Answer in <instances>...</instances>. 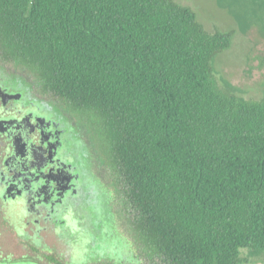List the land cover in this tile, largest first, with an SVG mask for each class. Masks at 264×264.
I'll return each instance as SVG.
<instances>
[{
	"label": "trees",
	"instance_id": "obj_1",
	"mask_svg": "<svg viewBox=\"0 0 264 264\" xmlns=\"http://www.w3.org/2000/svg\"><path fill=\"white\" fill-rule=\"evenodd\" d=\"M233 38L175 0H0V75L20 65L94 121L150 264L264 258V96L213 65Z\"/></svg>",
	"mask_w": 264,
	"mask_h": 264
},
{
	"label": "flooded vegetation",
	"instance_id": "obj_2",
	"mask_svg": "<svg viewBox=\"0 0 264 264\" xmlns=\"http://www.w3.org/2000/svg\"><path fill=\"white\" fill-rule=\"evenodd\" d=\"M6 74L0 75V259L84 264L73 262L78 255L134 263L136 211L125 206L108 162L99 160L92 128L24 71Z\"/></svg>",
	"mask_w": 264,
	"mask_h": 264
},
{
	"label": "rangeland",
	"instance_id": "obj_3",
	"mask_svg": "<svg viewBox=\"0 0 264 264\" xmlns=\"http://www.w3.org/2000/svg\"><path fill=\"white\" fill-rule=\"evenodd\" d=\"M183 6L191 8L199 22L208 31L219 30L234 32L232 46L226 52L216 57L214 61L215 77L221 88L228 90L229 86L236 95L245 99L259 100L264 96V0H175ZM1 61V60H0ZM2 61L0 62V64ZM9 66L21 70L20 65ZM20 67V68H19ZM22 70H26L25 68ZM5 77V73H1ZM0 76V77H1ZM6 76H8L6 74ZM1 77V78H2ZM80 122L87 128H92L95 138L99 137L96 124L88 115H80ZM97 158V157H96ZM103 157L99 154V160ZM99 162V161H98ZM124 228H122L123 230ZM99 249H106L104 246ZM110 245H107V249ZM140 249V247H139ZM63 251L67 247H63ZM96 254V249L91 255ZM140 257V251L139 255ZM73 259L74 263L84 264H150L146 259ZM82 257V256H81ZM86 258V255H85ZM68 261V259H64ZM112 261V262H111ZM88 262V263H87ZM242 264H264L263 259L243 257Z\"/></svg>",
	"mask_w": 264,
	"mask_h": 264
}]
</instances>
